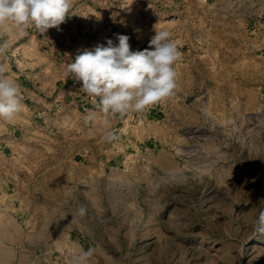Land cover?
<instances>
[{"label": "rangeland", "instance_id": "rangeland-1", "mask_svg": "<svg viewBox=\"0 0 264 264\" xmlns=\"http://www.w3.org/2000/svg\"><path fill=\"white\" fill-rule=\"evenodd\" d=\"M69 15L44 34L0 25L22 100L0 119V264H264V0H72ZM155 29L180 52L173 96L112 116L65 79L83 50L127 35L142 51Z\"/></svg>", "mask_w": 264, "mask_h": 264}, {"label": "clouds", "instance_id": "clouds-1", "mask_svg": "<svg viewBox=\"0 0 264 264\" xmlns=\"http://www.w3.org/2000/svg\"><path fill=\"white\" fill-rule=\"evenodd\" d=\"M72 0H0V25L12 22L24 36L30 26L40 34L57 28L70 17ZM167 30H156L149 47L131 51L127 35H117L118 45L108 39L85 49L67 64L64 77L81 83L82 90L97 99L100 112L112 116L143 112L175 94L174 69L180 52ZM0 46V52L6 48ZM22 111L21 86L0 69V119L11 121ZM112 132L106 140L115 139ZM254 230L264 234V208L253 222ZM91 255V250L82 258Z\"/></svg>", "mask_w": 264, "mask_h": 264}]
</instances>
